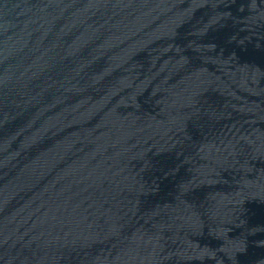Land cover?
I'll return each mask as SVG.
<instances>
[{
  "label": "water",
  "instance_id": "water-1",
  "mask_svg": "<svg viewBox=\"0 0 264 264\" xmlns=\"http://www.w3.org/2000/svg\"><path fill=\"white\" fill-rule=\"evenodd\" d=\"M0 264H264V0H0Z\"/></svg>",
  "mask_w": 264,
  "mask_h": 264
}]
</instances>
